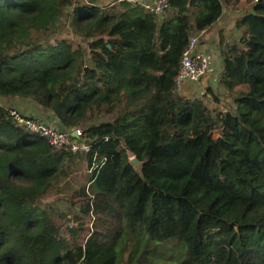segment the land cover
<instances>
[{
    "label": "trees",
    "instance_id": "16d2710c",
    "mask_svg": "<svg viewBox=\"0 0 264 264\" xmlns=\"http://www.w3.org/2000/svg\"><path fill=\"white\" fill-rule=\"evenodd\" d=\"M104 3L0 0V98L35 102L90 144L56 151L0 101V223L10 206L39 223L18 234L28 264H264V0H169L161 17ZM236 9L240 37L220 44L232 103L215 114L175 78L190 39ZM62 20L77 47L54 40Z\"/></svg>",
    "mask_w": 264,
    "mask_h": 264
},
{
    "label": "built area",
    "instance_id": "2783aa9c",
    "mask_svg": "<svg viewBox=\"0 0 264 264\" xmlns=\"http://www.w3.org/2000/svg\"><path fill=\"white\" fill-rule=\"evenodd\" d=\"M257 1L254 0L255 3ZM144 8L161 17L169 9V0H155L154 5H146ZM207 32L208 30L206 29L201 31L199 35L193 36L183 53L180 70L175 78V88L179 93L187 84L200 83L202 79L207 78L215 69L216 58L213 59L209 53L198 50L199 43ZM220 72L221 70H219V74ZM218 79H220V76ZM216 81L217 79L215 83ZM11 116L17 124L43 137L56 151L65 149L74 153L90 151V144L85 140L83 129L79 127L68 131L59 130L31 117L24 116L15 109L11 111Z\"/></svg>",
    "mask_w": 264,
    "mask_h": 264
},
{
    "label": "crops",
    "instance_id": "0c3cea01",
    "mask_svg": "<svg viewBox=\"0 0 264 264\" xmlns=\"http://www.w3.org/2000/svg\"><path fill=\"white\" fill-rule=\"evenodd\" d=\"M112 1L113 0H104L105 3H109ZM128 1L132 2L133 4L134 3L141 4L144 7L146 5H154L155 3V0H128ZM226 12L228 11L224 12L223 18L218 21V23L214 26V28H212V30L210 31L208 30L207 34L202 38L198 46L199 51L209 53L213 57V59L216 58V63L214 64L215 69L211 72V74L207 78L202 79L200 83L187 84L181 91V95L186 98L211 99V94L209 93L212 91L210 87L213 86L209 84V81L211 80L209 78H212L214 76V78L212 79H214V84H215V80L217 79V77L220 76L219 70L221 69V65H222L220 44L222 40L221 39L222 35L225 37L223 22H225L224 19L226 17L225 15ZM225 40H226V44L230 43L229 39L225 38ZM199 94L200 96H198ZM2 104L6 105L7 107L14 108L27 116L37 118L44 122L47 121L49 122V124H51L53 127L59 130L60 129L65 130V128L59 123L58 119L54 116V114L50 110H47L37 105L35 102H31L25 98L14 97L11 99L4 98Z\"/></svg>",
    "mask_w": 264,
    "mask_h": 264
},
{
    "label": "rangeland",
    "instance_id": "374dc122",
    "mask_svg": "<svg viewBox=\"0 0 264 264\" xmlns=\"http://www.w3.org/2000/svg\"><path fill=\"white\" fill-rule=\"evenodd\" d=\"M114 1V0H113ZM111 3V2H109ZM108 4V3H107ZM225 11H228V10H225ZM243 9H240V10H234V11H228L226 12V17H225V22H223V28H224V34H225V38L229 39V41L232 40V38H235V37H240V32H238L237 34L234 33L233 35V29H234V24H235V21L237 18L243 16ZM60 32L56 35V37H54V40H59V41H62V40H66L67 42L73 44L74 47H77L79 42L76 38H74L73 36V33L70 29V27H66L64 21L62 20L60 22ZM233 35V37H232ZM53 40L52 43H55V41ZM223 71V62H222V65H221V69ZM214 78V76L212 77ZM212 78H209L211 79L209 81V84H211L213 87H210L211 88V92L209 94H211V99H204V101L206 102L207 106L209 108H211L212 112H214L215 114H217L218 111H220L221 109L224 110L225 108L227 109L231 103H232V100L231 98H227L226 96H224V91L220 85V79H218L217 77V81L216 83L214 84V79ZM207 90V89H205ZM183 93V92H182ZM181 95V93H179ZM200 96V94L198 95ZM197 96V97H198ZM214 96H218L220 99L218 101H216L214 99ZM0 101L2 102L3 99L0 98ZM31 101V100H29ZM33 102V101H31ZM16 110V109H15ZM18 111V110H17ZM19 112V111H18ZM20 114L24 115V116H27L21 112H19ZM27 117H30V116H27ZM31 118H34V117H31ZM35 120H38L40 122H43L44 124H47V125H51L49 124V122H44V121H41L37 118H34ZM52 126V125H51ZM80 128V127H79ZM62 130V129H60ZM66 131H68L69 129H65ZM219 135V132L217 130H215L213 132V137L214 138H217ZM133 157V155H131V158ZM84 174H85V171L84 170H79L78 172H76L73 177L70 179V181L74 184V185H77L79 183H81L83 181V178H84ZM58 223L61 225L62 229L63 230H66V227H69V224L72 223L74 224L75 226V222H67V221H64V220H61V219H58Z\"/></svg>",
    "mask_w": 264,
    "mask_h": 264
},
{
    "label": "clouds",
    "instance_id": "9594fccd",
    "mask_svg": "<svg viewBox=\"0 0 264 264\" xmlns=\"http://www.w3.org/2000/svg\"><path fill=\"white\" fill-rule=\"evenodd\" d=\"M25 212H20L16 207L10 206L7 212L8 222L0 223V231H6L7 237L6 242L3 246H0V252H16L19 258L15 261V264H28V253L21 247L17 246V238L20 233H28L39 227V223L31 228H25L24 224L21 223V217Z\"/></svg>",
    "mask_w": 264,
    "mask_h": 264
},
{
    "label": "water",
    "instance_id": "95a60500",
    "mask_svg": "<svg viewBox=\"0 0 264 264\" xmlns=\"http://www.w3.org/2000/svg\"><path fill=\"white\" fill-rule=\"evenodd\" d=\"M131 159V163L133 164V166L135 167L136 170H140L141 169V162L135 157L133 156Z\"/></svg>",
    "mask_w": 264,
    "mask_h": 264
}]
</instances>
